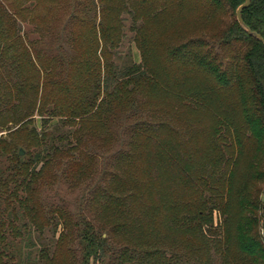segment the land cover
Returning a JSON list of instances; mask_svg holds the SVG:
<instances>
[{
  "label": "trees",
  "instance_id": "obj_1",
  "mask_svg": "<svg viewBox=\"0 0 264 264\" xmlns=\"http://www.w3.org/2000/svg\"><path fill=\"white\" fill-rule=\"evenodd\" d=\"M243 2L0 0V264H264ZM241 18L264 38V0Z\"/></svg>",
  "mask_w": 264,
  "mask_h": 264
},
{
  "label": "rangeland",
  "instance_id": "obj_2",
  "mask_svg": "<svg viewBox=\"0 0 264 264\" xmlns=\"http://www.w3.org/2000/svg\"><path fill=\"white\" fill-rule=\"evenodd\" d=\"M31 14H33V12H31ZM126 24H128V22ZM21 26H22V30H26V31H28L29 28H32V25H30L28 23L27 24H22ZM126 34H127V36H126L125 40L123 41V43H122V45L120 47L121 53L124 54V53H126V52L131 50V53L133 55L134 60L138 61V59H139L138 58V52H137L136 48L134 47V45L132 44V42L130 40L132 35H131V33H129V31ZM0 134H5V131L2 130L0 132ZM58 192H59V196L61 198L67 199V200H71L73 198V195H74V194L72 195V193H70L64 186H62L61 189H59ZM52 194H53L52 191L48 193V195H52ZM54 200L55 201L58 200V196L57 195L54 196Z\"/></svg>",
  "mask_w": 264,
  "mask_h": 264
},
{
  "label": "water",
  "instance_id": "obj_3",
  "mask_svg": "<svg viewBox=\"0 0 264 264\" xmlns=\"http://www.w3.org/2000/svg\"><path fill=\"white\" fill-rule=\"evenodd\" d=\"M251 0H244V2L236 9V20L237 22L246 30L247 34H250L251 36H254L258 40H260L262 43H264V38H261L259 34L252 32L249 28H247L243 23V18H241V11L243 8L247 7L250 4ZM19 154H23V150L19 149Z\"/></svg>",
  "mask_w": 264,
  "mask_h": 264
}]
</instances>
